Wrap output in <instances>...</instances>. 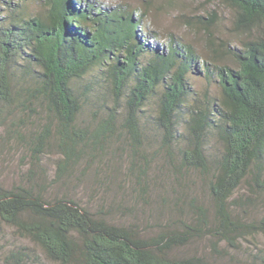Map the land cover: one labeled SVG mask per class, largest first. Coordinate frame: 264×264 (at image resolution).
Returning <instances> with one entry per match:
<instances>
[{"label":"trees","instance_id":"1","mask_svg":"<svg viewBox=\"0 0 264 264\" xmlns=\"http://www.w3.org/2000/svg\"><path fill=\"white\" fill-rule=\"evenodd\" d=\"M81 1L41 0L30 12L9 2L0 20V153L13 147L27 165L0 184V228L55 264H213L204 248L226 255L264 234V216L246 217L264 205V0H206L229 9L235 43L213 9L176 16L201 29L216 95L191 89L192 44L169 33L163 51L137 35L151 7L176 0L107 11ZM53 149L51 176L43 159ZM81 163L103 193L122 176L131 203L51 194L56 182H80ZM42 261L24 245L4 255Z\"/></svg>","mask_w":264,"mask_h":264},{"label":"rangeland","instance_id":"2","mask_svg":"<svg viewBox=\"0 0 264 264\" xmlns=\"http://www.w3.org/2000/svg\"><path fill=\"white\" fill-rule=\"evenodd\" d=\"M16 2L20 7L26 11L37 10L41 6V0H0V20L6 16L9 11L7 3ZM87 2H89L87 4ZM80 5L84 7H97L107 10H113V8L120 7H130L135 8L141 6V0H83L79 2ZM90 4V5H89ZM12 7H15L11 3ZM141 9V8H140ZM207 9H213L216 11L220 18L218 24L219 33L226 36L230 41L236 42V38L230 33V18L231 12L228 8L217 5L214 3H208L206 0H176V3L169 6L164 4L160 6L158 10L151 7V15L147 18H143L140 22L141 24L137 27L138 37L148 45H157L158 48L166 51L168 48V39L169 33H173L181 42L190 43L195 47L197 54L199 55L197 62L195 63L197 68L192 69L193 72H190L188 76L189 84L191 89L197 94L202 95L204 90H207L208 93L216 95L218 93L217 83L208 82L205 78L203 59L204 55L201 51L202 45L204 43V36L201 32V29L198 27H185L180 20L176 18L181 12L186 13L187 15L194 14H205ZM133 17H138V12H133ZM151 30L158 31L159 35H153L149 33ZM203 60V61H202ZM196 96V95H195ZM22 151H18L15 148L5 151L2 154L0 153V184L4 186H11L12 184L17 183L21 180V173L25 170L26 166H22L21 161H25V157L21 156ZM57 158L56 151L50 150L49 153L44 157L43 162L47 165L48 172L52 176L54 173L55 161ZM125 164V163H124ZM85 163H81L80 166L74 171L75 177L77 179L71 181L68 184V188H63L60 182H56L50 189L51 194L64 192L67 190L69 193H73L76 197L80 199L81 204L94 207L100 203L110 204L113 200L120 201L123 200V203L130 204L131 198L130 195L125 192L124 189L118 188V181L122 179V176L119 179L115 180L112 190H108L106 193L102 188H99L94 182V167H89L85 174L79 175V171L82 170ZM124 169V165H123ZM112 186V185H111ZM253 212L247 214L248 218H259L264 216V205L257 206L252 210ZM122 220V218L116 216L114 221ZM24 245L32 247L35 249L36 253L40 254L43 259L42 263L39 264H55L45 260L42 256L40 249L33 245L29 240L18 236L14 229L8 225L1 224L0 228V264H5L4 255L8 250L15 248V246ZM207 253L210 261L213 264H264L261 257H264V234L258 233L255 235L248 236L246 240L243 241L241 247L235 251L228 250L226 255L224 253H215L212 252L209 247L203 249ZM258 256L254 257L253 255ZM231 255V256H228ZM33 264V263H30Z\"/></svg>","mask_w":264,"mask_h":264}]
</instances>
